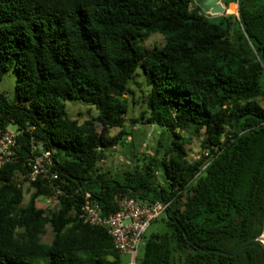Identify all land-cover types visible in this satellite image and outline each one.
I'll list each match as a JSON object with an SVG mask.
<instances>
[{"label": "trees", "instance_id": "obj_1", "mask_svg": "<svg viewBox=\"0 0 264 264\" xmlns=\"http://www.w3.org/2000/svg\"><path fill=\"white\" fill-rule=\"evenodd\" d=\"M154 34L165 43L149 50ZM139 68L149 91L130 121L158 140L114 174L101 163L133 135L124 96ZM11 71L0 131L15 127L19 149L0 166V264H122L108 229L83 216L87 205L114 214L125 198L170 203L166 232L145 236L138 264H264L252 241L264 231V0H238V15L217 19L196 0H0V80ZM68 101L97 117L80 125ZM41 150L52 153L50 178L31 181ZM38 198H57V209Z\"/></svg>", "mask_w": 264, "mask_h": 264}, {"label": "rangeland", "instance_id": "obj_2", "mask_svg": "<svg viewBox=\"0 0 264 264\" xmlns=\"http://www.w3.org/2000/svg\"><path fill=\"white\" fill-rule=\"evenodd\" d=\"M204 14L212 19H217L218 17H220L207 14L205 12ZM164 43L165 39L162 35L154 34L146 41L145 46L147 47V49L152 50L155 46L162 47ZM144 78L146 77L143 71L139 68L137 71V76L134 80V82L139 83V85L134 84V82L131 84V89L134 91L135 95L133 97L129 95L124 96L130 105L127 124L131 127V130H133V135L126 137L127 145L125 147H122L120 145L115 147L112 152L108 153L106 161L101 163L104 168L109 169L114 174H120L122 171L126 170L128 166L134 165L131 162V156L133 153H139V157L141 158L142 153H153L152 151L157 144L159 132L156 128L144 126L141 124L134 125L130 121V119L136 118L139 113L144 110V104L142 103L144 94L141 91L143 90L145 91V93L149 91V88L143 85ZM17 82L18 73L16 71H11L10 73H8L2 80H0V94L13 97ZM133 102H136V104H133ZM261 105L264 107V101H261ZM66 106L70 118L73 120H77L80 125H85L88 122H92L98 115V111L95 107L87 105L80 101H68L66 103ZM96 125L99 132H103V127L98 123H96ZM10 129L13 132L16 131L15 127H11ZM118 133L119 129L111 130L110 136H115ZM191 140V144L187 146L190 158L192 157V155H200L201 152L199 141L195 138H192ZM131 145L133 147H131ZM158 182L162 185L164 184L162 171H160L159 173ZM23 190L25 193L24 205H27L34 194V189L30 186L29 183H24ZM56 200L57 199L38 198L37 206L45 210L47 214H49L57 209L59 203H57ZM166 230L167 228L165 224L161 219H159L152 224L148 233L146 234V237H149L152 234H163L166 232ZM48 231L49 232L44 239L46 243H49L52 240V231L50 228H48ZM143 251L144 247L142 246L139 252V258L142 257ZM130 261V256H121L122 264H130Z\"/></svg>", "mask_w": 264, "mask_h": 264}, {"label": "built area", "instance_id": "obj_3", "mask_svg": "<svg viewBox=\"0 0 264 264\" xmlns=\"http://www.w3.org/2000/svg\"><path fill=\"white\" fill-rule=\"evenodd\" d=\"M236 4L238 5V0ZM17 136L18 133L10 129L0 131V166L15 159V150L19 149ZM34 149L38 150L37 147ZM203 154L208 156L206 152ZM199 158L200 155L191 157L193 160ZM51 165L52 153L41 150L40 155L30 163V180L48 178ZM51 178L57 177L53 175ZM56 202L59 203V200ZM169 205L170 203L164 202L145 204L133 198H125L118 201L119 210L114 214L102 217L96 207L87 205L83 217L86 223L107 228L119 253L130 256V264H138L146 234L155 221L167 215Z\"/></svg>", "mask_w": 264, "mask_h": 264}, {"label": "water", "instance_id": "obj_4", "mask_svg": "<svg viewBox=\"0 0 264 264\" xmlns=\"http://www.w3.org/2000/svg\"><path fill=\"white\" fill-rule=\"evenodd\" d=\"M223 0H199L198 5L201 10L207 14L214 16H222L225 13V7ZM261 241L264 244V231L263 235L258 239H252V241Z\"/></svg>", "mask_w": 264, "mask_h": 264}, {"label": "crops", "instance_id": "obj_5", "mask_svg": "<svg viewBox=\"0 0 264 264\" xmlns=\"http://www.w3.org/2000/svg\"><path fill=\"white\" fill-rule=\"evenodd\" d=\"M199 0H196L198 4ZM223 2V1H222ZM225 14L226 15H238V5L235 3H230L228 6H225ZM128 256V255H125Z\"/></svg>", "mask_w": 264, "mask_h": 264}]
</instances>
